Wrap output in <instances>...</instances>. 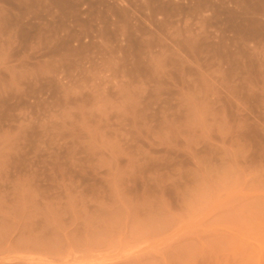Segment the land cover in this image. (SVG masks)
<instances>
[{"label":"rangeland","instance_id":"obj_1","mask_svg":"<svg viewBox=\"0 0 264 264\" xmlns=\"http://www.w3.org/2000/svg\"><path fill=\"white\" fill-rule=\"evenodd\" d=\"M0 264H264V0H0Z\"/></svg>","mask_w":264,"mask_h":264}]
</instances>
